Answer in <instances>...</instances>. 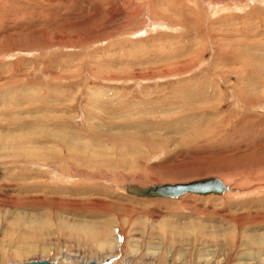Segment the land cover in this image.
Returning <instances> with one entry per match:
<instances>
[{
  "label": "rangeland",
  "instance_id": "374dc122",
  "mask_svg": "<svg viewBox=\"0 0 264 264\" xmlns=\"http://www.w3.org/2000/svg\"><path fill=\"white\" fill-rule=\"evenodd\" d=\"M33 261L264 264V0H0V264Z\"/></svg>",
  "mask_w": 264,
  "mask_h": 264
},
{
  "label": "water",
  "instance_id": "95a60500",
  "mask_svg": "<svg viewBox=\"0 0 264 264\" xmlns=\"http://www.w3.org/2000/svg\"><path fill=\"white\" fill-rule=\"evenodd\" d=\"M232 192L230 187L215 177H208L189 183L157 184L156 186L142 187L136 184L126 186V193L140 199H178L188 194L198 196H224ZM24 264H55L48 261H33ZM82 264H97L95 262Z\"/></svg>",
  "mask_w": 264,
  "mask_h": 264
},
{
  "label": "bare ground",
  "instance_id": "6f19581e",
  "mask_svg": "<svg viewBox=\"0 0 264 264\" xmlns=\"http://www.w3.org/2000/svg\"><path fill=\"white\" fill-rule=\"evenodd\" d=\"M191 182V181H190ZM186 183H189V182H186ZM165 184H177V183H165ZM127 186V185H126ZM126 186H125V191H126ZM154 186H156V185H154ZM226 186H228L227 184H226ZM142 187H145V186H142ZM148 187V186H147ZM188 195H194V194H188ZM226 195V194H225ZM237 195V194H236ZM185 196H187V195H185ZM194 196H198V195H194ZM184 197V196H183ZM198 197H203V196H198ZM204 197H221V196H204ZM182 198V197H181ZM163 199V198H162ZM164 199H166V198H164ZM178 199H180V198H178ZM178 199H169V200H178ZM153 200H159V199H153ZM82 228V229H81ZM81 228H78V229H81V230H84V231H87V230H94L95 228H96V226H85V225H82L81 226ZM95 230H97V229H95ZM116 239V238H115ZM114 239V241L115 242H112V243H115L114 245V247L113 248H116V249H119L120 247H121V244H120V242H121V239H117V240H115ZM112 240V239H111ZM111 243V244H112ZM102 244V243H101ZM112 254V253H111ZM114 255V254H113ZM116 256V255H115ZM113 257V256H112Z\"/></svg>",
  "mask_w": 264,
  "mask_h": 264
}]
</instances>
